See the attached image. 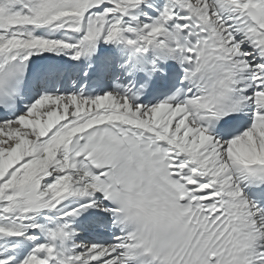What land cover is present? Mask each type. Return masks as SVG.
<instances>
[{"label":"snow or ice","instance_id":"1","mask_svg":"<svg viewBox=\"0 0 264 264\" xmlns=\"http://www.w3.org/2000/svg\"><path fill=\"white\" fill-rule=\"evenodd\" d=\"M0 264H264V0H0Z\"/></svg>","mask_w":264,"mask_h":264}]
</instances>
